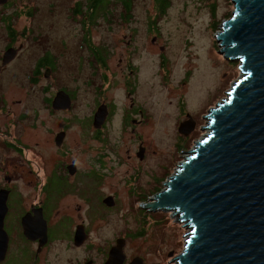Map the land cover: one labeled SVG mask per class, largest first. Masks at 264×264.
Here are the masks:
<instances>
[{
	"label": "flooded vegetation",
	"instance_id": "af4514ba",
	"mask_svg": "<svg viewBox=\"0 0 264 264\" xmlns=\"http://www.w3.org/2000/svg\"><path fill=\"white\" fill-rule=\"evenodd\" d=\"M2 2L0 28L6 31L7 41L0 47V264H157L150 260L147 242L138 240L146 237L145 231L133 228L127 216L122 218L129 202L106 193L120 190L119 169L125 168L124 184L129 186L133 170L147 164L151 155L143 141L134 147L130 144L148 120L144 108H136L132 99L137 90L130 79L134 70H122L128 59H119L113 70L109 60L115 45L107 48L105 59L106 44L92 42L87 32L98 18H105L100 11L94 20L88 19L102 0H74L69 17H81L79 24L86 32L72 46L62 39L48 44L51 37L42 27L40 0ZM58 3L49 5L50 15L59 13ZM22 18L28 24L16 27ZM36 19L37 27H31ZM56 28L48 26L51 31ZM27 33L37 41L33 49L37 57L24 75L16 64L28 48L18 44V35ZM86 35L89 45L83 42ZM127 45L129 49L131 42ZM10 50L14 57L5 62ZM119 71L125 88L122 112L107 95L115 88ZM82 73L86 75L83 85L69 87ZM42 79L49 84L36 92ZM81 90L85 103L78 98ZM60 94L68 104L64 108L54 105ZM47 110L53 124L41 120ZM85 120L90 127L83 125ZM73 123L79 126L78 138L83 142L71 139ZM110 131L130 136L109 144ZM82 143V148L73 150V145ZM95 203L102 206L99 212L93 208ZM150 211L145 209L135 221L146 224V217H153ZM137 242L143 245L138 247ZM115 248L117 253L112 255Z\"/></svg>",
	"mask_w": 264,
	"mask_h": 264
},
{
	"label": "rangeland",
	"instance_id": "374dc122",
	"mask_svg": "<svg viewBox=\"0 0 264 264\" xmlns=\"http://www.w3.org/2000/svg\"><path fill=\"white\" fill-rule=\"evenodd\" d=\"M56 1H59V13L50 15L49 5ZM70 1L40 0L42 27H47L45 32L51 37L48 44L62 39L72 46L85 36L86 31H82L83 25H80L81 17L75 20L69 17V8L74 4V0ZM110 1L114 0H102L99 10L88 18L89 21L94 20L100 11L105 16L98 18L87 32L92 42L106 44V49L102 51L105 59L108 58V49L115 45L109 60L113 70L118 66L119 59H128L122 65L125 73L134 70L130 79L133 83L135 81L137 90L132 99L135 98L136 108H144L142 110L149 121L146 120L144 129H138L130 144L134 147L135 142L139 144L143 141L151 158L147 164L135 166L129 186L124 184L128 178L124 177L125 168L119 169L122 193L121 186L120 190H107L106 193L116 194L124 204L129 202V210L121 213L122 218L127 216V222L133 228L145 231L146 237L138 240L147 242L151 262L179 264L174 258L184 252L189 235L185 239L183 237L191 232L189 227L178 222L179 217L172 212L154 211L153 217H146V224L135 219L143 217L145 205L155 202L149 197L157 196L166 189V183L178 173L197 143L207 137V126L210 124L207 116L229 97V91L241 77L240 62L225 59L220 53L221 43L217 40V35L223 31V24L232 18L235 5L232 0H133L130 17L125 18V8L118 2ZM27 24L28 21L22 18L16 21L15 26L25 27ZM50 24L57 25V28L49 30ZM31 27H37V19L32 20ZM6 37V31L0 28V47L5 45ZM31 39L28 33L26 36L18 35V44L25 43L28 48L16 64L24 75H28L37 57V51L33 50L37 41H33V36ZM83 42L89 45L87 35ZM128 42H131L129 49ZM118 74L115 88L107 95L113 97L118 111L122 112L124 78L121 77L122 71ZM85 76L78 74L68 86L73 89L82 86ZM47 84L42 79L36 92ZM83 92L78 91V98L80 95L81 102L85 103ZM140 101L143 105L138 103ZM189 118L196 123V127L193 136L191 133L189 138H184L179 133V127ZM41 120L53 124L54 119L47 110ZM83 125L90 127L88 120ZM79 131V126L73 123L71 139L83 142L82 137L78 138ZM129 136L110 131L109 144L115 143L119 137L129 139ZM82 147L83 143L73 145V150ZM81 157L82 154H79V159ZM93 208L99 212L102 206L95 203ZM137 245L141 247L143 244L137 242ZM170 253H173L172 256Z\"/></svg>",
	"mask_w": 264,
	"mask_h": 264
},
{
	"label": "water",
	"instance_id": "95a60500",
	"mask_svg": "<svg viewBox=\"0 0 264 264\" xmlns=\"http://www.w3.org/2000/svg\"><path fill=\"white\" fill-rule=\"evenodd\" d=\"M232 2L233 16L217 40L225 59L240 62L241 77L207 116L208 136L145 205L172 212L191 230L174 258L180 264H264V0ZM54 105L68 106L63 94ZM195 127L189 118L179 133L188 136Z\"/></svg>",
	"mask_w": 264,
	"mask_h": 264
},
{
	"label": "trees",
	"instance_id": "16d2710c",
	"mask_svg": "<svg viewBox=\"0 0 264 264\" xmlns=\"http://www.w3.org/2000/svg\"><path fill=\"white\" fill-rule=\"evenodd\" d=\"M115 1V3H120L124 8H125V14H126V16H125V18H129L130 17V10H131V6H132V2H133V0H114ZM114 1H110V3L111 2H114ZM122 1V2H121ZM163 1H167V0H163ZM110 3H109V5L108 6H110ZM161 12H164V10L162 11V10H160Z\"/></svg>",
	"mask_w": 264,
	"mask_h": 264
},
{
	"label": "bare ground",
	"instance_id": "6f19581e",
	"mask_svg": "<svg viewBox=\"0 0 264 264\" xmlns=\"http://www.w3.org/2000/svg\"><path fill=\"white\" fill-rule=\"evenodd\" d=\"M209 133V132H208ZM208 136V135H207ZM206 137H204V139H205Z\"/></svg>",
	"mask_w": 264,
	"mask_h": 264
}]
</instances>
